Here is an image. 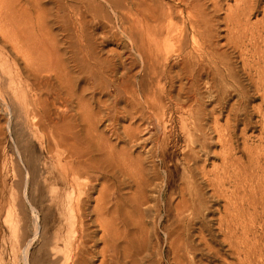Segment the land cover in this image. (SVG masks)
<instances>
[{
	"label": "bare ground",
	"instance_id": "1",
	"mask_svg": "<svg viewBox=\"0 0 264 264\" xmlns=\"http://www.w3.org/2000/svg\"><path fill=\"white\" fill-rule=\"evenodd\" d=\"M68 1L72 2L76 0H71V1L70 0H57L58 2L57 6H59L58 8L62 11L63 9L65 10L66 8H72V6L69 5ZM108 1L110 2V0ZM224 1H228V0H125L124 4L129 6L128 11L130 10L132 14L134 15L135 22L133 26H130L127 30L125 28L128 26V24L125 28L123 26L122 30L131 42L129 43L127 41L126 42L127 45L130 44L134 51L139 52L140 58L142 57L144 59L143 60L144 63L142 67L143 75L141 74V76L143 77L140 80L138 79L139 87L141 91L145 87L148 88L147 96H145V98L143 99H145L144 101L147 103L152 98V103L151 105L148 106L150 110L149 112L153 113V115L155 116L156 123H157L156 126L160 128H158L159 132L157 134L148 135V137L145 138V140L142 139L143 140L142 142H147V144H150V147L145 148L146 149L145 157L137 156L138 158L136 160L133 159L134 161H132L131 159V162H132L131 165H129V163L128 165H126L124 162L125 165L114 164L115 166L113 164H110L107 161L106 154H105L106 153L105 151L107 150H104L106 147H103L105 144L104 141H103L104 144L102 146L104 149L102 150L100 149L102 148L101 146H99L98 144H97L98 146L95 145V143H97L98 141L94 143L93 142L94 140L93 141L89 140L91 136L89 135L90 134L89 132L85 133L86 135H89L88 136L89 138L87 140L86 138L84 139L83 137L82 138L80 137V134L82 132L79 134L72 133V130L74 129L72 127H70L71 132L70 130L68 131L66 128H65L66 130H64L63 128L65 126H63L62 129L60 128L62 125L59 127L58 123H60V121L62 122V119L58 122L56 121V119H54L52 115V111H51L52 106L59 105L65 108L71 104L70 103L67 106V104L69 103V100L66 94L62 92L63 90L62 88L64 87H61L62 86L61 84H60L61 86L57 85L58 87H56L54 84L51 83V79H53L54 81L57 78V76L60 77L56 73V70H57L56 67L60 66L59 65L60 61L59 59H56L57 61H59V63L57 62L58 64L56 66L53 59L51 58L52 55H48L47 50L44 48L45 45L44 47L38 46L36 43L37 41H34L35 38L31 40V36L29 35V33L23 30L25 28L23 26L18 25L16 21L17 19L15 20V18L13 17L15 15L12 16L8 11H5V7L3 9L2 5H4L7 2V0L6 2H3L4 4H2V2L0 3V42L3 45L2 48H5V47L9 48L10 51L7 54L9 55V53H11L10 55L13 56V60L16 61L17 63L19 61L24 62V67H22L23 68L22 72L24 74L22 73L20 75H19L18 70H17L16 75H11L12 72L15 71L14 68L16 67L17 63L15 66L13 65L14 64L13 63L12 66L9 64H6V66L1 67L0 71L2 73H7L8 78H7V82H5V79H4L5 76L3 80L2 79L3 76L0 75V88H6L7 91L9 90L13 93H16L19 91H22V92L24 91L25 93H28L30 98L24 108V114L28 118L32 117V119H35V122H33L34 126H32L33 128L35 127V129L38 131L41 129L42 131L46 132L45 137L43 139H45V142H46L45 145L47 147V151L51 154L52 153L54 154L55 152V154L58 156V159H57L58 161L56 160L57 161L56 163H58L57 168L60 167L59 175L55 176L54 174H50L51 176L49 175L50 176L49 179H45L44 177L46 184L49 183V184H52L55 188L61 189L62 194H59V195L57 194L56 196L49 198L50 209L48 208V210L51 211V209H54L52 206H54L56 209L55 212L58 211L60 213L62 217V221L61 219L60 221L63 223L61 225L64 226L63 228L60 226L56 228V226L60 225L58 224V225H54L55 227L47 229L48 231H51L54 229L53 234H51L52 232L49 233L51 234L50 236L48 235L49 237H47V234H46L47 231H44L46 233L41 234L42 239H43L42 242H44V244L46 245L47 247L46 249H49L48 252H50L51 250L50 253L53 254V259L52 261H50L49 264H94V262L97 259L98 260L100 259L99 264H121L122 259H129V260L133 259L131 258V252H129L133 250L132 249L133 247H130V245L132 246L134 242V238H133L134 234H132L133 232L131 233L132 235H129V225L131 223L128 224L127 221L125 219H121L119 215L120 214L119 204L122 200L124 201L123 196L121 197V194H119L118 192V183L120 184L118 179H120V177L126 179L125 181H127L129 184H131L134 187L133 204H132L134 205L132 206V208L134 207V211H136L137 213H139L140 215L144 217L145 215L149 214V211L154 210L161 217L160 221L158 220L160 224L165 221V217L171 216V218H174L173 222L169 223V226H165L166 224L164 225L165 227L163 226L164 227L163 231L165 232L163 233L164 235L166 234L169 245L173 249V254H174L173 264H198L197 262L200 263L201 261L196 262V261H190L186 259L187 256H193L195 259L198 253L201 252V250L198 248L199 246H205L206 247L205 250H207L208 255H210L211 257L218 256L220 251L216 250L212 246V244L217 245L218 244L217 240L219 239H214L213 238L214 235L211 238H208V233H211V226H212L210 223L213 222V216L216 214H220V217L219 218L217 217L218 218L217 222H218V228L220 231V235L223 236L222 238L223 240L222 241L220 240V245L227 243L228 246H230L228 248H230L232 255L235 256V258H237L238 260L236 264H264V180H262V177H261V181H262L261 182L259 178L256 179V176H258L259 174L255 175L257 174V169L260 166L259 165L260 159L255 161L257 165L255 168L252 169L251 173H249V169L247 166L248 165L251 166V164L249 163L246 166L245 163H243L245 161H242L241 158H238L236 156L237 154L236 150L238 149L235 147L237 137L238 136L244 137V135H246V133L250 130V123H248L246 119L247 108L250 104H252L255 101L261 100V105L258 107L257 112L261 114V118L264 121V27L263 25H262L263 28L257 27V25H255L256 26L255 27L254 24L252 25L250 23V17L256 11V8H254L252 4L253 0H239L240 2L239 4L236 3L237 6L235 8H230V5H229V8H227L229 9L228 11L229 13L221 21L220 19L221 13L223 10H225ZM257 1L258 0H255V3ZM54 2L57 3L55 0ZM93 2L94 1L87 0V3H88L87 6L82 3V6L77 7L76 5L75 10H77L78 12L82 8H85V9L90 8ZM109 2L107 3V5L109 4ZM95 3L97 4V2H94V4ZM38 4L39 3H37V6ZM94 4L93 6H95ZM114 4L117 7L118 2H115ZM97 5H100V3ZM96 7L97 6H95V8ZM101 9H98V10L102 11ZM69 10L73 11L72 9H69ZM84 11L83 13H80V12L78 13H80V15H83ZM58 13H61V11H59ZM97 13L98 12H96L95 14ZM66 14L69 15V13H66ZM119 15L120 14H118V17H120ZM106 16L107 14L104 17ZM99 20H101V18ZM122 20L123 19H121V21ZM105 21L106 20H104V22ZM123 22L124 21H122L121 24H123ZM106 23H109L110 25V22L107 21ZM222 23L226 24L225 26H226V31H227V41H226L227 43L224 44L223 46H227L226 48L239 51L241 53L240 55H243L245 52L251 54L252 58L250 60V64L248 63L249 71L246 72L248 73L247 74V77H248L247 79L249 82L248 86H245L241 83L240 77L238 76V72L234 71L233 67L229 63L230 56H228L226 52H221V49H223L224 47L222 48L217 44V38H221L220 37L221 35L219 36V34H221L219 30H220V26ZM109 25L107 24V26ZM116 26L117 25H115V27ZM21 27H23V29ZM85 27L87 28V26ZM85 27L83 28L85 29ZM90 31L91 30H88L87 32L90 33ZM92 34L93 32L91 33V35ZM85 36L87 37L90 35H85ZM85 36L83 37L85 38ZM103 36L104 35H102V37ZM80 37L82 36L80 35ZM114 37L116 38V35H114ZM190 38L192 39V43H193L192 47L189 45ZM70 39H73V38H70ZM123 41L125 42L126 40H123ZM97 42L99 43V40ZM200 43L202 45L201 46L202 51L198 50L196 47V46H199ZM87 46H88V43H87ZM87 46H85V48H88ZM53 47L56 50L55 45ZM69 48L71 47L69 46ZM189 48H191L190 51L188 50ZM0 50L2 51V49ZM90 50L94 52V50L96 49L93 50V48H90L89 51ZM53 51H51V54H54L52 53ZM89 51L87 53H89ZM71 52H73V50ZM78 52L79 51L77 50L76 53ZM81 53H85V51ZM132 54L134 53L132 52ZM57 56L59 58V55ZM92 56L93 58L95 57L94 55ZM173 57L174 59H176V61L174 63H171V59ZM103 59L104 58L101 59L100 57V60H103ZM72 60L73 59H71V61ZM95 60L96 62L99 61L98 59H95ZM106 61L108 60H105V62ZM74 62L76 63L75 60ZM78 62L79 60L77 61V63ZM111 62H114V61H111ZM120 62H118V64ZM131 62H132L131 66L132 65L135 66L134 64L136 62L135 59L131 58V61H129V63ZM122 64L119 65V66H122V69L120 68L121 70L118 69L119 68L117 67L118 65H115V64L112 65L113 69L116 71L115 73L120 74V78L114 82L116 83L115 86L117 85L120 86L123 82L125 81L128 82V80L130 82L129 78H134L137 80V77L139 76L138 75L139 73L136 74V71H135V74L130 75L129 77H126L128 76L126 75V73L129 71L126 72L127 68H125ZM84 65L86 66L87 64L85 63ZM88 65L91 67L93 64L92 65L88 64ZM62 66L64 65H61V67ZM85 66H84V69H85ZM131 66L129 68V65H128V70H131ZM77 67H78V64H77ZM58 69L60 70V68ZM62 69L64 68L62 67ZM87 70L88 69L86 68V71ZM99 70L101 69L99 68L98 72ZM122 70L123 71L125 70V71L121 72ZM139 70H140V65H139ZM62 71L63 70H60L61 75H63L65 70L63 72ZM107 71L109 74L110 70L107 69ZM90 72L91 71H89L88 73ZM43 73H45V75H42ZM67 73L68 71L66 72V75ZM81 73H83L84 75L86 74L84 73V71ZM93 73L95 75V71ZM96 74H97V70H96ZM73 76H70V77L73 79ZM114 77H112V79ZM60 78L63 81L65 80L62 77ZM66 79L68 80V78ZM69 80L71 81V79ZM63 81L61 83H63ZM131 81L133 82V80ZM68 83L71 84L70 85V88H71L72 83H70L69 81ZM66 84H67V81H66ZM74 86L75 85L73 84V88ZM67 88L70 89L69 87ZM120 88L121 87H119V89ZM116 91H118V89ZM137 93L139 96V91H137ZM1 94H3V92ZM232 97H236L237 99L235 100V103L232 106L230 105L231 108L229 109L228 114H227L226 125H219V119L222 116V111L225 108V106L228 105L229 99H231ZM78 100H83V99L81 98ZM140 101L142 102L141 99ZM166 101H169L170 104H172V106L174 107L173 110L175 114L179 115L178 118L180 121L179 122L181 126L180 128L182 130V134L184 137V141H183L184 142V150H183L184 153L182 155V159L180 163H182L185 166L184 168L185 175L183 177L184 179L182 180L179 193L177 197L175 198L171 197L168 193V190L171 187V179L168 178L167 181H165L164 178L162 179L163 176L161 177V175L159 174L160 168H158L155 163L157 161H161L162 168H164L166 155H167V154L165 155L164 153V148L168 147L166 146L168 143L167 140L169 141V138H168L169 133L167 135V131L169 130H167L166 129L167 127H165V125L168 124L169 122L168 119H167L168 122L164 124V120H166L165 115L167 114L166 109H165ZM207 101L214 104L212 111H208L205 108V102ZM111 103L113 104V102ZM137 103L139 104V102ZM132 105H134V102ZM150 107L152 110L150 109ZM129 108H128V111H131L133 109L132 108L130 110ZM140 108L141 107L139 104V109ZM133 110L135 111L136 109H133ZM169 110L170 108L168 109V111ZM144 111L142 110V113H144ZM216 111H218L220 115L215 117L214 114L216 113ZM211 113L214 116V122L211 121L213 124L211 123L209 124V121L211 119L210 118ZM107 115L109 116V114ZM127 115H125V117ZM168 116L169 115H167V118ZM152 117L148 118L150 119L148 121L151 122L154 119ZM62 118L64 119L65 117H62ZM128 118L131 121V117H128ZM65 120L68 121L69 119L65 118ZM91 120L92 119L90 118V123H92ZM94 120H97V119H94ZM63 122H66V121H63ZM70 123H73V122H70ZM96 123L94 122V124ZM140 123L138 122V124ZM148 123L149 122H147L146 127ZM132 124H135V122ZM64 125H67V124H64ZM90 125L91 127L93 126L92 124ZM130 126L132 125L130 124ZM241 126H242V129L240 130V134L238 135V131ZM95 127L97 126L95 125ZM169 127H171L169 129H172V126H170V124H169ZM126 128L124 129L126 130ZM135 128L136 127H134L133 129ZM136 129L139 130V127ZM114 130L113 132L115 134ZM145 131L147 130H144V132ZM92 133L94 134V132ZM212 134H215L217 138L215 139L211 138L210 135ZM100 135H99V138H100ZM119 135H122V134H119ZM140 135L138 136L140 137ZM139 137L135 138L134 136L135 143L137 142V139H140ZM118 138H119L118 140H120V137ZM103 139H100V140H103ZM122 140H124V137L122 138ZM42 141L44 140H41V142ZM139 142L141 141L139 140ZM212 142L220 143L219 145L221 146V149H222V159H221V165L219 166L214 165L212 167V170L210 169V171H208L209 169L208 170L206 169L204 163L208 158L207 156L209 153V145L212 144ZM261 142L263 143V146H260V147L258 146L259 148L257 149H259L260 151L262 150L264 151V138L261 139ZM106 143H108L107 140H106ZM144 145H146V143ZM116 149L117 147L115 146V150ZM166 149L167 148H165V150ZM128 150H126V152ZM138 152H141V151H138ZM107 153H111V151ZM141 153L143 154V152ZM61 154L63 155V157H60ZM136 154L133 156H136ZM247 154L249 153L247 152ZM115 155L117 156V153ZM122 157L125 158L124 155ZM130 158L132 157H129V159ZM146 161L150 163L151 165L150 168L145 166ZM27 164H29L28 161H27ZM34 165L36 164L30 163V171L35 176V173H36L35 168L38 165H36V167ZM54 168H55V165H54ZM38 171L39 170H37V172ZM36 175L38 176V174ZM84 177L86 178L87 181L82 179L83 180L82 182L85 181V183H81L80 180L81 178H84ZM101 181L104 182L102 184L103 186L100 185L102 187L101 189H98L97 187ZM52 192H54L53 189H52ZM97 192H98V196H96ZM49 194H51V192ZM40 196H42V198H40L41 200L45 199L43 195H40ZM125 196L127 197V195ZM129 198L130 197H128V200L125 198V200L127 201L130 200L132 203V200ZM43 202H45V200ZM221 203H223V205L221 207H217V205ZM126 209L127 208H125V211ZM48 212L46 214H48ZM50 213L48 214V218H49ZM122 213L124 212L122 211ZM127 213L125 212V214H127L128 216L127 215L125 216L129 217V212ZM140 215L139 216L136 215V216L140 218ZM247 215H249L248 218H247ZM134 217L135 216H133V218ZM138 217L136 219H138ZM58 220L57 222L59 223L60 221ZM136 221H138L139 223V220H136ZM37 222L38 223L40 222L39 217L37 218ZM138 223L135 222L134 224L137 225ZM142 223L144 225V222ZM156 223H157V220H156ZM145 226H146V223H145ZM94 227L98 229L95 230L93 229ZM146 227H149V226H146ZM135 228L136 227H134V229ZM139 228H143V227H139ZM257 228L261 229L260 231L263 233L262 236H261V233L260 235H258ZM41 229L43 230L44 228H41ZM130 229L132 230L131 227ZM142 231L143 232L141 233L146 234L143 229ZM100 232H101V235L98 237V234H100ZM152 235L153 234L151 232V236ZM143 239L146 240V238H143ZM140 241H137V242L139 243ZM153 244H154V241H153ZM98 245H102L103 247L101 249L100 247L99 249H97ZM128 245H129V248H131L130 250L128 248ZM124 246H127V249Z\"/></svg>",
	"mask_w": 264,
	"mask_h": 264
},
{
	"label": "rangeland",
	"instance_id": "2",
	"mask_svg": "<svg viewBox=\"0 0 264 264\" xmlns=\"http://www.w3.org/2000/svg\"><path fill=\"white\" fill-rule=\"evenodd\" d=\"M55 1L57 2V0H55ZM88 1H94V2H97V4L100 3V5H97L96 3L94 4V2H93V4L95 6H97L96 8H95V6H93L92 3H91L92 5L90 8H87V9L82 8L83 10L81 9L78 12L83 13V11L85 10L83 15H80V13H78L77 10H75V7H76V5H77V7L82 6V3L87 6V4L89 3V2L87 3V0H78V1L76 0V1H72V2L68 1L69 5H71L72 8H66L68 10L63 9V11L58 8L59 7V6H57L58 2L55 3L54 0H15V1L14 0H7V2H6V0L5 1L0 0V3L2 2V4H4L3 2H6L4 4L6 6L2 5L3 9L5 7V11H8L12 16L15 15L13 17L15 18V20L17 19L16 21H17L18 25L23 26L25 28V29H23V27H21L25 32L29 33V35L31 36V40L33 38H35L34 41H37L36 43L40 47L41 46L44 47V45H45L44 48L47 50L48 55H52L51 58L53 59L56 66L60 61V63H59L60 66L56 67V69L58 70V71L56 70L57 75L64 78L67 81V84H69L68 81L70 83H72V86L70 88L71 84L67 85L66 81L64 80L65 81L64 82L58 76H57V78L58 79L60 78L63 81V83H61L62 81L60 79H59L60 81L57 78L56 79L54 78L56 81L55 80L53 81V79H51V83L54 84L56 87H58L57 85H59V86L62 85L61 87L66 88V89L62 88L63 89L62 92L64 94H66V96L68 97L69 103L67 104V106L70 103L72 104V105L70 104L68 107H65V108H63L59 105H57V106L55 105L56 107L52 106L51 111H52V115H53L54 119H56L57 122L62 119V122L60 121V123H58L59 127L62 125L60 127L62 129V127L65 126L63 129L64 130L67 129L68 131L70 130V132H71L70 127H72V128H74L72 130V133L79 134L82 132L80 134V137L81 138L83 137L84 139L86 138L87 140L89 138L88 136L91 135L90 138H92V139L89 138V140L90 141L94 140L93 141L94 143L96 141H98L97 143H95V145L98 144L101 147L103 146V144H104L103 141H104L106 145L104 144L103 147H106V148L104 149L102 147L100 149L107 150V151H105L106 152L105 154H106L107 161L110 164H113V165L114 164H120V165L126 164V165H128V163H129V165H131V163H132L131 159H132V161H134L138 157H145L146 156V149L145 148L150 147V144H147V142H142V141L145 140V138H147L148 135L157 134L159 132L158 128H160V127L156 126L157 123H156L155 116L153 115V113L149 112L150 110H149L148 106L151 105L152 98L147 103L144 101L145 99H143V98H145V96H147L148 88L145 87L141 91V89L139 87V80L143 77V76H141V74L143 73L142 67H143V63H144L143 60L144 59L142 57H141L142 59L140 58L139 52L134 51L130 44H128L129 46L127 45V43H126L127 41L129 43H131V42L122 30L123 29L122 27L124 26V28H125L127 26V24H128V26L125 28L126 30L130 26H133V24L135 22V17L130 10L128 11L129 6L124 4L125 0H122V1L110 0V2L108 0H88ZM108 2H109V4H108L109 6L107 5ZM115 2H118L117 7L114 4ZM239 2H240L239 0L224 1V6H225L224 9L225 10H223L221 13V16H220L221 21L229 13L228 12L229 9H227V8H229V5H230V8H235L237 6V4H239ZM253 2H252V4H253L254 8H256V11L250 17V23L252 25L254 24V26L257 25V27L263 28L264 27V0H258L256 3H255V0H253ZM37 3H39L38 6H37ZM255 6H257V7H255ZM101 7H102V9H101ZM57 9L59 11H61V13H58L59 11ZM69 9H72L73 11H71ZM91 9H92V11H91ZM98 9H101L102 11H99ZM86 10L89 14L86 12ZM88 10L91 11L92 13L89 12ZM96 12H98V13L95 14ZM102 12L104 13V15ZM123 12H125V13H123ZM66 13H69V15ZM78 14H79V16H78ZM99 14L101 15V17ZM106 14H107V16L104 17ZM118 14H120L119 15L120 17H118ZM17 16L18 17L20 16L19 19ZM97 16L100 17L101 20H99L100 18H98ZM110 17H111V19H110ZM121 19H123L122 21H124L123 24H121L122 23ZM104 20H106V21L104 22ZM18 21H20V22H18ZM107 21L110 22V25H109V23H106ZM107 24L109 26H107ZM115 25H117V26L115 27ZM225 25H226L225 23H222L220 26L219 31L221 34H219V36L221 35L220 36L221 38H217V44L222 48L224 47L223 49H221V52H226L228 54V56H230L229 57L230 65L233 67L234 71L238 72V76L240 77L241 83L245 86H248V83H249L248 79H247L248 73H246V72L249 71L248 63L250 64V60L252 58L251 54L245 52L243 55H240L241 53L239 51H236V50L230 49V48H226L227 46H223L224 44L227 43L226 42L227 41V31H226ZM262 25H263V27H262ZM85 26H87V28ZM83 27H85V29ZM87 29L91 30L90 33L87 32L88 31ZM111 29H113V30H111ZM82 30L83 31L85 30L84 33H86V34H84ZM92 32L94 34V35L92 34L93 36L91 35ZM82 33H83V35H82ZM79 34L82 37H80ZM101 34L104 36L102 37ZM111 34H113V35H111ZM85 35H90V36L86 37ZM114 35H116V38L114 37ZM83 36H85L86 39L88 37H90V38H88L86 40ZM117 36H118V38H117ZM124 36H126V37H124ZM109 37H110V39H109ZM70 38H73V39H70ZM105 38H107V39H105ZM98 40H99V43L97 42ZM123 40H126V41L124 42ZM121 41H123V42H121ZM86 42L88 43V46H87ZM53 43L56 47V50L53 47L54 46ZM89 43H91V44L94 43L95 45L94 44L91 45ZM100 43L102 46L100 45ZM72 44H74V45H72ZM1 45H2V43L0 42V49H2V51L0 50V70H1V67L6 66V64H9L12 66V64L14 63L13 65L15 66L17 62L13 60V56L10 55L11 53H9V55L7 54L10 51V49L6 48V47H5L6 49L2 48L3 45L2 46ZM189 45L191 47L193 45L191 38L189 39ZM69 46L71 48H69ZM85 46H87L88 48H85ZM199 46H196L197 49L202 51L201 43L199 44ZM48 48H50V49L52 48V49L50 50ZM90 48H93V50L94 49H96V50H94V52L91 51L92 49L89 51ZM97 49H98V51H97ZM57 50H58V52H57ZM72 50L75 53L71 52ZM77 50L79 51L78 53H76ZM188 50L190 51L191 48H189ZM51 51H53L52 53H54V54H51ZM83 51H85V53H81ZM88 51H89V53H87ZM110 51L111 52L114 51V52L111 53ZM129 52L131 54L133 52L135 55L132 54V56H131V54ZM56 54L59 55V58ZM92 55H94L95 56L94 58L98 59L99 61L97 60L98 62H96V60L93 58ZM74 56H75V58H74ZM123 56H124V58H123ZM79 57H81L82 60ZM100 57H101V59L104 58L103 59L104 61L100 60ZM131 58L135 59V61H136L134 63L135 66L134 65L131 66L133 61L131 63H129V61H131ZM56 59H59V61H57ZM71 59H73V60L71 61ZM117 59H118V61H117ZM173 59H174V57L171 59V63H174L176 61V59H174V60ZM55 60H56V62H55ZM74 60L76 61V63L79 60V62L77 64H78V67H80L81 69L77 67V64L74 62ZM105 60H108V61L105 62ZM110 60L114 61V62H111ZM120 61H122V62H120ZM118 62H120V63L118 64ZM18 63L16 65V67L14 68L15 71H13L11 75H16L17 70L19 72V75L23 73L22 67H24V62L19 61ZM83 63L84 64L86 63L87 67ZM124 63H125V65H124ZM88 64H90V65L93 64V65L90 67ZM114 64L118 65L117 67H119L118 68L119 70L122 69V66H119L120 64H122L125 68H127L126 72L127 71H129V72H127L128 74L126 73V75H128V76L125 75L126 77H129L130 75L135 74V71H136V74L139 73L138 75L140 77L138 76L137 80L134 78H129L130 79V82L128 80L129 83L127 81H125L120 86H118V85L115 86L116 83H114V82L120 78V74L115 73L116 71L113 69V66H112ZM19 65L21 66V68ZM61 65H64V66H62L64 69H62ZM83 65L85 66V69H84ZM128 65H129V68L131 66L132 71L128 70ZM139 65H140V70H139ZM96 66L98 67V69L99 68L101 69V70H99V72H101V73L98 72V69ZM245 66H246V68H245ZM58 68H60V70H63V71L65 70L63 75L60 74V70ZM86 68L88 69L87 71H86ZM136 68H138V69H136ZM19 69H21V70H19ZM90 69H92V70H90ZM107 69L110 70L109 74H108ZM66 70L69 73V74L67 73V75H66V72H67ZM96 70H97V74H96ZM137 70H138V72H137ZM83 71H84V73H86L85 75L83 73H81ZM89 71H91V72L88 73ZM94 71H95V75L93 73ZM105 71H107V72H105ZM124 71L122 70L121 72H124ZM1 73L2 72L0 71V75L3 76L2 79L5 76L4 79H5V82H7V78H8L7 73H2V74ZM98 74H100L101 76ZM102 74H104V75H102ZM19 75H17V76H19ZM42 75H45V73H43ZM73 75L75 76V78ZM70 76H73V79ZM98 76H99V78H98ZM111 76L112 77L115 76V77L112 79ZM23 77H24V75H23ZM65 77L68 78V80ZM69 79H71V81ZM74 79L77 81H75ZM131 80H133V82ZM24 82H25V80H24ZM73 84L75 85L74 88H73ZM105 84H106V86H105ZM67 87H69L70 89H68ZM103 87H105V88H103ZM119 87H121V88L119 89ZM4 89H5V91H4ZM117 89H118V91H116ZM129 89H130V91H129ZM134 91H136V92H134ZM137 91H139L140 97L138 96ZM2 92H3V94H1ZM142 93H144V94H142ZM70 95H71V97H70ZM77 96L80 98H78ZM24 97H25V99H24ZM136 97H137V99H136ZM29 98L30 97H29L28 93H25L24 91L23 92L19 91V92L13 93L9 90L7 91L6 88H0V264H32V263L33 264H49L50 261H52V259H53V254L50 253L51 250H50V252H48L49 249H46L47 247L44 244V242H42L43 239H42L41 234L46 233L44 231H47L46 234H47V237H49L51 234H53L54 229L51 231H48L47 229L55 227L54 225H58V224H60V225L56 226V228L59 226L62 228L64 227L63 225H61V224H63L61 222L62 217L58 211L55 212V210H56L55 207L52 206L54 208V209H51L52 212L50 210H48V208L50 209L49 198L54 197L57 194L58 195L62 194L61 189L55 188L52 184H49V183H47L48 184L47 185L45 183V180H44V177H45V179H49V177L51 176L50 174H54L55 176L59 175V173H60L59 168L60 167L57 168L58 163H56L58 161L57 160L58 156L55 154V152H54V154L53 153L51 154L47 151V147L45 145L46 142H45V139H43L45 137L46 132L42 131L41 129L38 131L35 129V127L33 128L32 126H34L33 122H35V119H32V117L28 118L24 114V108H25L26 103L28 102ZM81 98L83 100H78ZM128 98H129V100H128ZM140 99L142 100V102L140 101ZM236 99H237L236 97H232L231 99H229L228 105L225 106V108H224L226 111L224 109L222 111V116L219 119V125H226V118H227L228 111L231 108V106L235 103ZM134 100H136V101H134ZM111 102H113V104ZM133 102H134V105H132ZM137 102H139L142 110L144 111V109H145L146 112L144 111V113H142V110H141V108L139 109V104ZM165 105H166L165 109H166L167 114L165 115L166 120H164V124H166L169 121L168 124L165 125V127H167L166 129L171 131V132L166 130L167 135L169 133V135H168L169 141L167 140L168 143L166 145L168 147H165L167 149L165 150V148H164V153H165V155L167 154L165 164H164V168H162V162L161 161H157L155 163H156L157 167L160 168L159 174L161 175V177L163 176L162 179L164 178L165 181H167L168 178L171 179V187L169 188L168 193L171 197L175 198V197H177V195L179 193V189H180V186L182 184V180L184 179L183 177L185 175L184 174L185 166L182 163H180V161L182 159V155L184 153L183 152V150H184V142H183L184 137L182 134V130L180 128L181 126H180V123H179L180 121L178 118L179 115L175 114V112L173 110L174 107L172 106V104H170L169 101H166ZM169 105H171V106H169ZM260 105H261V100H258V101H255L248 106L246 119H247V122L250 123V130L246 133V135H244V137L243 136L237 137L238 142L236 141L235 147L238 149V150H236V153H237L236 156L238 158H241L242 161H245L243 163H245L246 166L249 163L251 164V166H249V165L247 166L249 169V173H251L252 169L256 167L257 164L255 161L260 159V164H259L260 166L257 169V174H255V175L259 174L258 176H256V179L259 178L261 181V177H262V180H264V151L263 150L260 151L257 148H259L260 146H263L261 139L264 138V131H263L264 121L261 118V114L257 112V109ZM213 107H214L213 103L208 102V101L205 102V108L208 111H212ZM128 108L130 110L132 108L136 109V110L134 111L132 109L133 111L131 110L132 111L131 112V111H128ZM169 108H170V110L168 111ZM150 109H151V107H150ZM172 110H173V112H172ZM106 111L109 113H107ZM114 112H115V114H114ZM97 113H99V114H97ZM91 114H93V115H91ZM105 114H106V116H105ZM107 114H109V116ZM114 115L116 118L114 117ZM125 115H127L126 116L127 118L125 117ZM167 115H169L168 118H167ZM210 115H211V117H210L211 119L209 121V124L210 123L213 124L212 122H214V116L216 117V116L220 115V113L218 111H216L214 116L212 115V113ZM138 116L140 117V119ZM62 117H65L66 119H69L71 121H69V120L67 121V120H65V118L63 119ZM84 117H86V118H84ZM89 117L92 119L91 120L92 123H90ZM128 117H131L132 122L130 121V119ZM141 117H143V118H141ZM150 117L154 118L151 121L152 124L150 121H148V120H150V119H148ZM172 117H173V119H172ZM120 118H122L124 120H122ZM83 119H85V120H83ZM94 119H97V120H94ZM167 119H168V121H167ZM63 121H66V122H63ZM70 122H73V123H70ZM94 122L95 123L97 122V123L94 124ZM134 122H135V124H132ZM138 122L139 123L141 122V123L138 124ZM147 122H149L148 123L149 126L147 125V127H146ZM89 123L92 125L94 124L92 126L93 128L91 127V125ZM64 124H67V125H64ZM119 124H120V126H119ZM130 124L132 126H130ZM142 124L146 128H144ZM169 124H170V126H172V129H169V128H171V127H169ZM95 125L97 127H95ZM108 125H110V126H108ZM118 126L120 127V129ZM129 127H131L132 130ZM134 127H136V128L139 127V130L136 128L133 129ZM76 128H78V129H76ZM114 128H115V130H114ZM124 128H126L127 131ZM106 129L107 130L109 129V130L107 131ZM241 129H242V126L239 128L238 135L240 134ZM113 130L115 131V134H114ZM144 130H147V131L144 132ZM76 131H77V133H76ZM138 131H139V133H138ZM83 132H84V134H83ZM88 132L90 134L86 135L85 133H88ZM92 132H94V134ZM95 132L97 135L95 134ZM82 134L87 136V137L83 136ZM119 134H122V135H119ZM142 134H143V136H142ZM99 135H100V138H99ZM138 135H140V137ZM101 136H102V138H101ZM134 136H135V138H137V137L140 138V139H137L136 143L134 141ZM118 137H120V140H118L119 139ZM121 137L122 138L124 137V140H122ZM128 137H129V139H128ZM141 137H143V138H141ZM210 137L213 139L217 138L215 134L210 135ZM97 139H99V140H97ZM100 139H103V140H100ZM41 140H44V141L41 142ZM106 140L108 143H106ZM139 140L141 142H139ZM101 141H102V143H101ZM143 143L144 144L146 143L147 146L144 145ZM216 143L212 142V144L209 145V153L207 156L208 158L206 160L207 162L205 161L206 164L204 163L206 169L207 170L209 169L208 171H210V169L212 170V167L214 165H217V166L221 165L222 149H221V146L219 145L220 143H217V144ZM237 143H238V145H237ZM128 144H130V145H128ZM114 145L117 147L116 150H115ZM110 148H112V149H110ZM118 150H120V151H118ZM126 150H128V151L126 152ZM132 150L134 151V153ZM248 150L249 151L252 150V151L249 152ZM110 151H111V153H107ZM116 151H118V152H116ZM138 151H141V152H143V154L144 153L145 154L143 155L141 152H138ZM114 152L117 153V156L115 155L116 153H114ZM247 152L253 158L249 154H247ZM118 153H119V155H118ZM129 153H130V155H129ZM135 154H136V156H133ZM138 154H140V155H138ZM214 154H216V155H214ZM123 155L125 156V158L122 157ZM60 157H63V155L61 154ZM129 157H132V158L129 159ZM122 158H123V160H122ZM27 161L29 164H27ZM128 161H130V162H128ZM121 162H123V163H121ZM124 162H125V164H124ZM30 163H33V164L35 163L36 165H38L37 167H36V165H34L36 167L35 168L36 169L35 176L30 171ZM145 163H146L145 164L146 167H148V168L151 167V165H150V163H148V161H146ZM53 164L55 165L56 169L54 168ZM63 164H65V163H63ZM37 170H39L38 171L39 173L37 172ZM54 171H55V173H54ZM36 174H38V176ZM165 174H167V175H165ZM85 177L81 178V180H80L81 183H85V181L82 182L83 180H86ZM118 180H119L120 184L122 182L121 186L118 183V192H119V194H121V197L123 196V199L125 201L124 202L121 199L122 201L119 204V213H120L119 215H120V218L125 219L128 224L131 223L129 225V235L134 234L133 235V238H134L133 245L132 246L130 245V247H133L132 248L133 250L129 251V252H131V258H133V259H130V260L129 259H122L121 264H173V257H174L173 249L169 245L168 239L166 237V234L164 235L165 232L163 230H164L165 226H169V223L173 222L174 218H171V216H169L170 218L165 217V221L160 224L159 221H160L161 217L156 211H154V210L149 211V214L145 215L144 217L142 215H140L139 213H137L136 211H134V207L132 208V206H134V205H132L133 204L134 187L131 184H129L127 181H125L126 179H124L122 177H120V179H118ZM100 183L97 187L98 189H101V187L103 186L102 184L104 182L101 181ZM100 185H102V186H100ZM130 185H131V187H130ZM39 186H41V187H39ZM52 189L54 190V192H52ZM208 189H210V188H208ZM46 190L48 191V193ZM122 191H124V192H122ZM50 192H51V194H49ZM123 193L125 195H127V197ZM39 194L43 195V197L45 199L41 200L40 198H42V196H40ZM45 195H47V196H45ZM96 196H98V192H97ZM128 197H130L129 199L132 200V203L130 200L127 201ZM34 198H36V199H34ZM125 198L127 200H125ZM37 199H38V201H37ZM44 200L46 203L43 202ZM222 205H223V203L217 205V207H221ZM125 208H127L126 211H125ZM131 210H132V212H131ZM122 211L124 213H122ZM47 212H48V214L51 212L49 215V218H48V214H46ZM125 212L126 213L129 212V217L125 216L128 214V213L125 214ZM156 213H157V215H156ZM45 214H46V216H45ZM136 215H138V216L140 215V218L141 217H143V218L140 219ZM133 216H135V217L133 218ZM38 217L40 218L39 223L37 222ZM57 217H59V218H57ZM137 217H138V219H136ZM163 217H164V215H163ZM217 217L219 218L220 214H216L213 216V222L210 223L212 225V226L210 225L211 226V233H208V238H211L214 235L213 236L214 239H219V240H217V243H218L217 245L212 244V246L216 250L220 251L218 256H212L211 257L210 255H208L207 250H205V248H206L205 246H199L198 248L201 250V252L198 253V255L195 257V259L193 256H187L186 259H188L190 261H196V262L201 261L200 263H202V264H233V263L236 264L237 263V261H238L237 258H235V256L232 255L230 248H228L230 246H228L227 243H225L227 246L225 244L220 245V240L221 241L223 240L222 239L223 236L220 235ZM248 217H249V215H247V218ZM55 218H57V219H55ZM60 219H61V221H60ZM133 219H135V220H133ZM57 220L60 221L61 223L60 222L58 223ZM136 220H139V223ZM146 220H148V221H146ZM156 220H157V223H156ZM132 221H133V223H132ZM140 221H141V223L144 222V225H143V223L141 224ZM135 222L138 224L135 225L134 224ZM153 222H154V224H153ZM145 223H146V226H149L150 228L146 227ZM46 226H47V228H46ZM39 227H40V229H39ZM130 227L132 228L133 231L130 229ZM134 227H136V228L134 229ZM139 227H143V228H139ZM41 228H44V229L42 230ZM93 229L96 230L98 228L94 227ZM138 229H140V230H138ZM142 229L145 231L146 234L141 233V232H143ZM160 229H162V230H160ZM146 230H148V231H146ZM260 230L261 229L257 228L258 235H260V233H261V236H262L263 233ZM123 231H124V229H123ZM151 232L153 234L152 235L153 237L151 236ZM49 233H51V234H49ZM140 234L141 235L143 234L142 237ZM100 235H101V232H100V234H98V237ZM150 237H152V238H150ZM143 238H146V240H144ZM140 240H142L143 242ZM137 241H140V242L138 243ZM153 241H154L155 245L153 244ZM155 241H157V242H155ZM134 243H136V244L138 243V244L136 245ZM43 245H45V246H43ZM138 246H139V248H138ZM99 247L101 249L103 246L98 245L97 249H99ZM124 247L127 249V246H124ZM128 248H129V245H128ZM130 249L131 248H129V250ZM135 251H137V252H135ZM132 252H134V253H132ZM34 257L36 260L34 259ZM99 263H100V259L99 260L97 259L94 262V264H99ZM197 263L200 264L199 262H197Z\"/></svg>",
	"mask_w": 264,
	"mask_h": 264
}]
</instances>
